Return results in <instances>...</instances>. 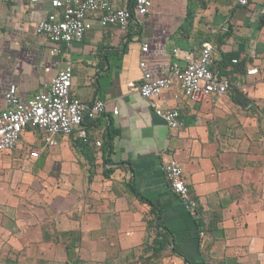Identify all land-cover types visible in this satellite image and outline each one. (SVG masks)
<instances>
[{
    "label": "crops",
    "instance_id": "1",
    "mask_svg": "<svg viewBox=\"0 0 264 264\" xmlns=\"http://www.w3.org/2000/svg\"><path fill=\"white\" fill-rule=\"evenodd\" d=\"M52 1L0 0V109L11 85L26 103L70 63L71 94L100 99L106 110L71 136H57L53 147L29 130L0 154V264H264V26L257 29L264 0L246 7L150 0L149 13L134 16L126 31L95 20L81 41L53 56L52 44L36 34L39 22L58 13ZM205 44L217 71L239 87L197 104L175 99L176 88L164 93L181 115L170 130L129 84L141 80V63L163 78L175 48L184 66ZM32 149L41 153L29 161ZM172 161L182 167L196 216L163 176ZM150 204L182 257L154 259L144 249L157 232Z\"/></svg>",
    "mask_w": 264,
    "mask_h": 264
},
{
    "label": "built area",
    "instance_id": "2",
    "mask_svg": "<svg viewBox=\"0 0 264 264\" xmlns=\"http://www.w3.org/2000/svg\"><path fill=\"white\" fill-rule=\"evenodd\" d=\"M35 2L36 0H31ZM122 6L116 7L112 0H53V8L58 13L49 15L38 23L36 34L46 37L52 44L50 54L56 55L62 45L70 47L73 42L81 41L87 32L92 30L93 21H97L102 29L118 28L126 31L134 16L145 17L151 7L150 0H121ZM251 0H236L241 7L248 6ZM222 33L228 28L223 27ZM147 46L143 47L146 51ZM174 61L163 78L154 79L142 68L139 83L129 84L132 92L150 100L154 114L162 119L170 130L181 125L180 111L170 107L162 95L177 89L174 98L179 96L193 104L200 103L210 97H221L239 85L228 76H222L216 69L213 49L205 44L199 56L186 58V65L180 64V50L174 49ZM232 64H237L236 60ZM247 75L257 73L256 69L246 71ZM72 69L70 63L59 70L56 76L35 94L29 101L22 103L17 87L11 85L4 95V108L0 109V154L14 150L22 136L29 130L40 131L44 142L53 147L57 144V136H71L84 121H93L102 116L106 104L100 99L85 103L71 94ZM117 110L113 114L117 115ZM79 137L87 139L84 131ZM96 146H100L97 141ZM41 150H30L27 160L39 158ZM161 171L170 191L178 197L184 209L192 216L197 215L198 204L190 196V188L186 183L182 167L177 162L165 163Z\"/></svg>",
    "mask_w": 264,
    "mask_h": 264
},
{
    "label": "trees",
    "instance_id": "3",
    "mask_svg": "<svg viewBox=\"0 0 264 264\" xmlns=\"http://www.w3.org/2000/svg\"><path fill=\"white\" fill-rule=\"evenodd\" d=\"M191 19V17H190ZM264 26V14L260 18V23L257 26V29H260ZM229 35V33L227 34ZM226 35V36H227ZM223 74H226L225 72L221 71ZM133 188V187H131ZM151 205V204H150ZM151 213L155 216V226H156V236L153 239L151 245L146 246L144 249H146L148 252H151V258H157L161 254L165 252H170L173 255H177L178 257H182L179 253L176 252L174 246H172L173 243V235L169 231V229L164 225V223L161 220V217L159 215V211H157L152 205H151ZM195 225L197 228V231L200 232L201 226H202V219L195 217ZM150 259V257H149ZM184 264H191L187 259L183 258ZM205 264V263H204Z\"/></svg>",
    "mask_w": 264,
    "mask_h": 264
},
{
    "label": "rangeland",
    "instance_id": "4",
    "mask_svg": "<svg viewBox=\"0 0 264 264\" xmlns=\"http://www.w3.org/2000/svg\"><path fill=\"white\" fill-rule=\"evenodd\" d=\"M264 142V141H263ZM263 147V146H262ZM32 150H34V149H32ZM262 152L264 151V149L263 150H261Z\"/></svg>",
    "mask_w": 264,
    "mask_h": 264
}]
</instances>
